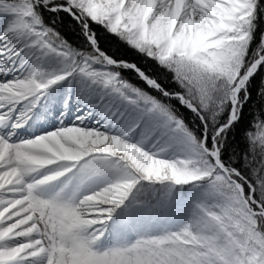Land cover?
<instances>
[{
  "label": "snow or ice",
  "instance_id": "1",
  "mask_svg": "<svg viewBox=\"0 0 264 264\" xmlns=\"http://www.w3.org/2000/svg\"><path fill=\"white\" fill-rule=\"evenodd\" d=\"M0 264H264V0H0Z\"/></svg>",
  "mask_w": 264,
  "mask_h": 264
}]
</instances>
